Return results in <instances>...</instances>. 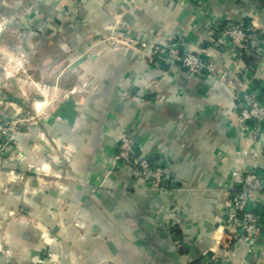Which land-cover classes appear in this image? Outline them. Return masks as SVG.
<instances>
[{"label":"crops","instance_id":"1","mask_svg":"<svg viewBox=\"0 0 264 264\" xmlns=\"http://www.w3.org/2000/svg\"><path fill=\"white\" fill-rule=\"evenodd\" d=\"M25 6L28 29L46 37V50L72 51L84 60L77 82L96 87L46 109V159L33 160L43 175L10 190L0 175V264H43L57 255L62 264H187L218 250L228 237L221 219L231 190L248 171L264 175V134L243 130L237 108L243 82L264 98V0ZM238 22L250 28L247 50L217 33ZM174 39L215 71L190 75L157 61L156 48ZM124 133L140 155L163 157L169 189L141 188L129 167L113 166ZM254 199L262 228L250 243H236L232 264H264V192Z\"/></svg>","mask_w":264,"mask_h":264},{"label":"rangeland","instance_id":"2","mask_svg":"<svg viewBox=\"0 0 264 264\" xmlns=\"http://www.w3.org/2000/svg\"><path fill=\"white\" fill-rule=\"evenodd\" d=\"M26 3L0 0V175L7 190L17 182L24 187L27 175L40 177L45 172L33 160L36 156L46 159V135L41 128L46 109L55 108L72 93L96 87L95 82H77L84 60L79 62L72 51L46 50V37L28 29ZM63 45L68 50V44ZM33 127H38L37 136L30 140ZM13 160L28 166L25 170L5 167ZM50 258L43 264H62L58 255Z\"/></svg>","mask_w":264,"mask_h":264},{"label":"built area","instance_id":"3","mask_svg":"<svg viewBox=\"0 0 264 264\" xmlns=\"http://www.w3.org/2000/svg\"><path fill=\"white\" fill-rule=\"evenodd\" d=\"M218 36L237 51L247 50L251 39L250 28L242 22L225 24L218 28ZM262 55V53H260ZM156 59L171 67H180L190 75L202 74L204 70L215 71L213 64L201 54L187 49L181 39L170 40L156 48ZM220 77L225 79V74ZM242 94L237 108L238 120L243 130L255 137L264 134V98L259 99L249 91L247 83H242ZM113 166L121 164L129 167L142 185L152 191H164L170 187V175L160 155H140L135 141L128 134H122L117 146ZM264 192V175L251 170L242 174L239 184L234 187L225 202L226 210L221 224L227 232L218 250H204L195 261L187 264H232L233 249L238 242L250 243L262 228V215L256 207L254 196Z\"/></svg>","mask_w":264,"mask_h":264}]
</instances>
